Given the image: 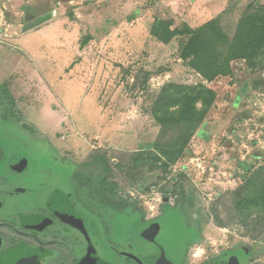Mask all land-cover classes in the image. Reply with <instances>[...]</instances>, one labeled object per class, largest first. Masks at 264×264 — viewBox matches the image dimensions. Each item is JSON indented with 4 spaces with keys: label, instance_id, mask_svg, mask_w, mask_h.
I'll list each match as a JSON object with an SVG mask.
<instances>
[{
    "label": "rangeland",
    "instance_id": "1",
    "mask_svg": "<svg viewBox=\"0 0 264 264\" xmlns=\"http://www.w3.org/2000/svg\"><path fill=\"white\" fill-rule=\"evenodd\" d=\"M255 2L264 4L0 0L3 138L47 159L50 170L65 175V185L78 178L99 200L124 201L143 210L140 203L146 201L187 203L194 217L205 222L207 234L216 231L214 248H256L257 263L264 264V210L245 212L234 199L251 178L264 180V56L235 61L231 75L209 81L184 53L188 29L228 10L227 19L237 22ZM157 23L162 29H156ZM176 29L183 34L163 39L166 31ZM169 84L215 92L205 116L207 137L196 133L176 163L152 153L157 143L169 149L184 131L183 123L163 130L153 114L158 95ZM202 105L198 100L197 106ZM104 177L114 194L102 193ZM222 179L230 186L221 190ZM234 179L239 184L232 190ZM217 222H225L226 229Z\"/></svg>",
    "mask_w": 264,
    "mask_h": 264
},
{
    "label": "flooded vegetation",
    "instance_id": "2",
    "mask_svg": "<svg viewBox=\"0 0 264 264\" xmlns=\"http://www.w3.org/2000/svg\"><path fill=\"white\" fill-rule=\"evenodd\" d=\"M1 133L0 264H150L143 242L160 246L158 212L145 219L139 207L88 194L78 178L65 185L46 158L11 146ZM159 248L150 255L154 264H177ZM256 255L251 264H258Z\"/></svg>",
    "mask_w": 264,
    "mask_h": 264
},
{
    "label": "trees",
    "instance_id": "3",
    "mask_svg": "<svg viewBox=\"0 0 264 264\" xmlns=\"http://www.w3.org/2000/svg\"><path fill=\"white\" fill-rule=\"evenodd\" d=\"M229 12L224 11L198 29L187 31L191 36L184 49L185 57L190 58V65L209 81L218 76L231 75L235 61H250L264 56V4L255 2L249 5L237 22L227 19ZM155 27L162 29V24L157 23ZM181 34L183 31L178 29L166 31L163 39L169 41ZM191 91L197 92L196 95H191ZM214 99L215 92L203 86L199 89L175 84L165 86L154 103L153 114L163 130L171 124L183 123L184 131L172 140L169 149L157 143L153 155L168 157L170 163H176L196 133L207 137L205 116ZM198 100L203 101L201 108L197 106ZM175 106L177 110H171ZM102 183L107 186L112 184L105 177ZM234 199H237L236 207L245 212L264 210V180L251 178L247 186L238 189Z\"/></svg>",
    "mask_w": 264,
    "mask_h": 264
},
{
    "label": "crops",
    "instance_id": "4",
    "mask_svg": "<svg viewBox=\"0 0 264 264\" xmlns=\"http://www.w3.org/2000/svg\"><path fill=\"white\" fill-rule=\"evenodd\" d=\"M199 136V135H198ZM213 173V172H212ZM212 182L214 174H211ZM224 182V183H223ZM221 190L226 185L230 186L229 182L220 180ZM232 190L234 186L232 185ZM219 188V187H218ZM206 194V193H205ZM211 198V194H206ZM168 199H163L156 204L153 202H143L140 205L145 207V219L152 218L156 212L159 215V222L162 226V231L158 237V245L166 249V255L177 264H251L250 256L252 253L257 254L256 248L251 250L242 249L239 246L231 248H214L218 243L217 233L212 232L207 234L203 230L205 222L203 219L194 217L189 204H181L175 201L174 206L168 203ZM177 203V204H176ZM216 219L221 221L220 216L215 212ZM157 215V216H158ZM217 225L223 230L226 229V223L217 222ZM224 227V228H222ZM143 258L150 264H154L155 257L160 254V246H155L150 242H143ZM197 247L204 248V255L201 258H194L193 251ZM155 257L152 259L150 255Z\"/></svg>",
    "mask_w": 264,
    "mask_h": 264
},
{
    "label": "clouds",
    "instance_id": "5",
    "mask_svg": "<svg viewBox=\"0 0 264 264\" xmlns=\"http://www.w3.org/2000/svg\"><path fill=\"white\" fill-rule=\"evenodd\" d=\"M204 255V248L203 247H197L193 251L194 258H201Z\"/></svg>",
    "mask_w": 264,
    "mask_h": 264
},
{
    "label": "built area",
    "instance_id": "6",
    "mask_svg": "<svg viewBox=\"0 0 264 264\" xmlns=\"http://www.w3.org/2000/svg\"><path fill=\"white\" fill-rule=\"evenodd\" d=\"M231 182L234 183V185H238L239 184V180L238 179H234Z\"/></svg>",
    "mask_w": 264,
    "mask_h": 264
}]
</instances>
